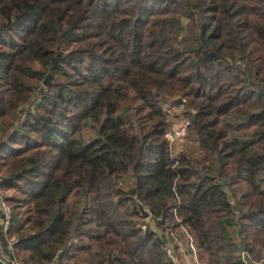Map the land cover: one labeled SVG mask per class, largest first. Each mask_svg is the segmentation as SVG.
<instances>
[{
	"label": "trees",
	"instance_id": "trees-1",
	"mask_svg": "<svg viewBox=\"0 0 264 264\" xmlns=\"http://www.w3.org/2000/svg\"><path fill=\"white\" fill-rule=\"evenodd\" d=\"M257 165L264 0H0V194L25 264H174L157 229L198 264H264Z\"/></svg>",
	"mask_w": 264,
	"mask_h": 264
},
{
	"label": "built area",
	"instance_id": "built-area-1",
	"mask_svg": "<svg viewBox=\"0 0 264 264\" xmlns=\"http://www.w3.org/2000/svg\"><path fill=\"white\" fill-rule=\"evenodd\" d=\"M176 123L177 124L174 125L165 135L166 140L170 144L182 141L184 139L185 135L187 134L188 127L190 125V119L188 117H181L180 119H177ZM11 215H12L11 205L0 194V231L2 234V236L0 237V263L25 264L23 261L16 258L14 254V243L16 241L11 240L7 235V231L10 226ZM148 220L149 218L145 219V222L147 223ZM145 227H146L145 223L141 225V229L144 230ZM190 248L192 250L193 257L196 261L195 249L192 243H190ZM165 251L172 258L174 264H177V262L174 260L172 255V248L165 247Z\"/></svg>",
	"mask_w": 264,
	"mask_h": 264
},
{
	"label": "rangeland",
	"instance_id": "rangeland-1",
	"mask_svg": "<svg viewBox=\"0 0 264 264\" xmlns=\"http://www.w3.org/2000/svg\"><path fill=\"white\" fill-rule=\"evenodd\" d=\"M166 108H167V106H165ZM181 108H177V107H175V108H170V109H168V111H170L171 113H172V118L174 119V125H176L177 123V119H179V118H181V117H184V115H182V114H179L180 113V110ZM187 136V134L185 135V137ZM185 137H184V139H185ZM183 139V140H184ZM260 167L261 166H259V165H257V166H253L252 167V169H253V178H254V180H256V181H260V179L261 178H263L264 177V175H263V171L260 169ZM263 175V176H262ZM149 225L151 226V228L152 229H154V230H156V227H155V223H154V221L152 220V219H150L149 218ZM140 228H141V225H140ZM157 231H158V234L160 235V237L162 238V239H164V240H166L167 241V245L165 246L166 248H168V247H173V242H171V241H169V239H168V237H167V235H166V231H162V230H160V229H157ZM174 237H175V239L177 238L176 236H175V234H174ZM177 240V239H176ZM186 240L188 241L187 243L190 245V243H192L191 242V239H190V237L189 236H187V239H178V242H179V244H180V246H181V248L182 249H184V245H185V243H186ZM175 242V241H174ZM195 249V248H194ZM180 251V250H179ZM184 251V250H183ZM172 255H173V258H174V260L177 262V264H178V261H179V263L181 262L182 264H183V262H182V256L180 257V255L177 253V252H175V250L173 249L172 250ZM183 258L184 259H186V254L184 253V256H183ZM187 258L188 259H190V257L187 255Z\"/></svg>",
	"mask_w": 264,
	"mask_h": 264
},
{
	"label": "crops",
	"instance_id": "crops-1",
	"mask_svg": "<svg viewBox=\"0 0 264 264\" xmlns=\"http://www.w3.org/2000/svg\"><path fill=\"white\" fill-rule=\"evenodd\" d=\"M260 169H261V167H260ZM252 173H253V169L251 168L250 180H251L252 185L255 188H257L258 191H261L264 194V177L261 178L260 181H256V180H254ZM189 247H190V245H189ZM179 250H180V252H182V262H183V264H197V260L195 261V259L193 257V253L187 254L190 257V259L187 258V255H186V259H184L183 256H184L185 252H183L184 249L181 248L180 244H179ZM178 264H182V263L181 262L179 263V261H178Z\"/></svg>",
	"mask_w": 264,
	"mask_h": 264
},
{
	"label": "water",
	"instance_id": "water-1",
	"mask_svg": "<svg viewBox=\"0 0 264 264\" xmlns=\"http://www.w3.org/2000/svg\"><path fill=\"white\" fill-rule=\"evenodd\" d=\"M237 66H240V65L238 64ZM51 79H52V76H51V74H49L43 83L44 87H49V85L51 83ZM176 102L181 103L182 100L177 99ZM137 207H138V210L140 211L141 215L144 217V219L150 218V213L143 207V205L140 202H137Z\"/></svg>",
	"mask_w": 264,
	"mask_h": 264
}]
</instances>
